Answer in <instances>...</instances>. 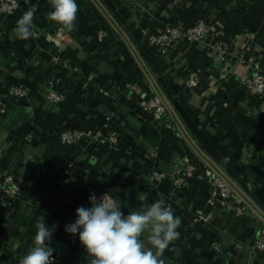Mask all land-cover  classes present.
Returning a JSON list of instances; mask_svg holds the SVG:
<instances>
[{
	"label": "crops",
	"instance_id": "crops-1",
	"mask_svg": "<svg viewBox=\"0 0 264 264\" xmlns=\"http://www.w3.org/2000/svg\"><path fill=\"white\" fill-rule=\"evenodd\" d=\"M84 1L86 8L78 12V27L72 32L48 19L49 0H29L25 10L0 15V108L5 107L0 111V167L13 173L20 187L17 201L0 200L1 264H18L33 246L35 224L43 217L48 227L56 226L48 245L60 250V264L85 263L79 235L67 233L65 226L75 221L80 207L74 194L87 185L110 189L131 208L141 205L140 193L147 204L162 193L182 221L173 250L164 254L166 264H264V251L252 247L264 223L251 209L240 218L223 210L211 223L189 228L191 209L203 208L210 187L188 179L173 197L168 180L147 183L148 148L154 144L158 150L152 160L168 175L186 161L205 162L169 112L166 119L175 127L170 135L138 111L137 95L126 83L137 82L148 94L155 92L121 34L91 0ZM98 1L129 37L189 137L264 212V95L248 93L241 83L249 65L264 68V0H180L173 8V0ZM33 5L34 36L14 39L17 20ZM170 16L186 21L208 16L215 35L227 43L225 56L210 60L204 45L182 41L160 55L138 30L146 26L157 31ZM104 24L111 32L98 45L95 34ZM115 59L117 67L110 62ZM195 67L201 68L199 85L184 89V77ZM50 79L66 91L61 104L47 99ZM23 82L27 95L16 99L10 89ZM93 127L120 136L121 149L107 164L108 145L84 150L80 143L66 146L57 140L64 128ZM121 210L127 215L130 209ZM214 237L221 245L219 253L210 245Z\"/></svg>",
	"mask_w": 264,
	"mask_h": 264
},
{
	"label": "built area",
	"instance_id": "built-area-1",
	"mask_svg": "<svg viewBox=\"0 0 264 264\" xmlns=\"http://www.w3.org/2000/svg\"><path fill=\"white\" fill-rule=\"evenodd\" d=\"M29 2V0H28ZM26 0H0V15L13 16L19 10H25ZM180 0H173L171 7H179ZM146 15H150L147 9H144ZM152 19V18H150ZM218 30V29H217ZM216 28L210 21L208 16H196L191 20H177L171 16L164 21L159 30H152L149 27L142 26L138 33L142 39L150 46L154 47L160 55H166L171 52L173 44L176 41H182L186 44H202L206 49V56L213 61L222 59L228 51L227 43L222 35H215ZM110 31L105 27H100L96 31L94 41L100 45L109 37ZM248 66V64H247ZM250 72L242 75L241 83L246 91L252 95H264V68L249 65ZM201 79V68L195 67L188 72L183 80V88L193 90L198 87ZM47 99L52 104H61L66 100L67 94L64 90H58L55 87L53 80H48ZM126 87L131 92L137 95V108L142 114H146L152 119L156 128L159 131L164 130L166 134L170 135L174 132L175 127L171 121L166 119L168 111L164 100L157 95L148 94L140 83L132 82L126 83ZM27 86L23 83H17L10 89V93L16 99L25 98L27 95ZM1 112L5 111V107L0 108ZM58 142L62 145L71 146L80 143L84 150L92 146L108 145L115 152L121 149V139L119 134L111 130L108 134L102 133L97 128H64L59 131ZM158 150V145L154 144L148 148L149 163L151 168L146 174V181L151 186L158 185L168 180V194L176 197L180 195L186 186L188 179L194 180L198 183H203L210 187L208 197L203 203V208H193L189 213V228H195L206 223H211L217 213L226 210L232 213L236 218L243 217L250 213L248 205L240 198L220 175L216 174L212 168L206 163L202 165L186 161L182 166H178L175 171L168 175V173L159 170L155 165V159ZM20 187L15 181L13 173L2 170L0 167V200L9 199L13 202L19 199ZM108 188H99L93 185L83 187L81 192L75 193L79 199L80 206L91 207L89 200L90 194H95L99 198L103 193L109 192ZM182 234H186L184 229ZM213 251L219 253L221 245L219 239L214 237L210 242ZM253 249L259 252L264 251V225L260 229L258 235L253 239ZM86 258L88 264L90 257ZM61 253L57 250L53 252V264H60ZM1 264V258H0Z\"/></svg>",
	"mask_w": 264,
	"mask_h": 264
},
{
	"label": "clouds",
	"instance_id": "clouds-1",
	"mask_svg": "<svg viewBox=\"0 0 264 264\" xmlns=\"http://www.w3.org/2000/svg\"><path fill=\"white\" fill-rule=\"evenodd\" d=\"M28 2V0H26ZM51 11L48 19L61 26V30L77 29L79 6L76 0H49ZM37 7L31 6L17 20L12 30L13 38L27 41L34 36L33 20ZM29 45H25V48ZM151 204L145 203L141 193V205L131 208L112 191L99 198L90 194L91 207L76 209V219L65 226V231L79 235L88 264H166L165 252L179 239L181 218L176 216L163 194ZM129 207V214L121 210ZM55 225L50 228L44 217L35 224L33 246L18 260V264H53L55 249L48 245Z\"/></svg>",
	"mask_w": 264,
	"mask_h": 264
},
{
	"label": "water",
	"instance_id": "water-1",
	"mask_svg": "<svg viewBox=\"0 0 264 264\" xmlns=\"http://www.w3.org/2000/svg\"><path fill=\"white\" fill-rule=\"evenodd\" d=\"M100 10V12L103 14L109 25L113 28L114 31L121 34V37L127 42V44L130 47V50L140 67L141 71L143 72L144 76L148 80L149 84L153 88L154 92L159 95L164 102L167 105L168 111L170 115L172 116L174 122L177 125V128L179 131L183 134V136H186V138L189 141V144L191 147L201 156L203 161L214 170V172L221 177H223L226 182L232 187L234 192L242 198V200L248 205V207L263 221L264 223V212L259 209L254 202L227 176L223 173V171L218 168L200 149L197 147V145L194 143V141L189 137L188 133L185 131L183 124L177 117L172 105L169 103L168 99L164 95L163 91L159 88L155 78L153 77L152 73L148 70L146 64L144 63L143 59L140 57L138 52L135 50L133 44L131 43L129 37L124 33V31L121 29V27L118 25V23L115 21V19L109 14V12L103 7V5L98 0H91ZM236 254L233 255V259L235 258Z\"/></svg>",
	"mask_w": 264,
	"mask_h": 264
},
{
	"label": "trees",
	"instance_id": "trees-1",
	"mask_svg": "<svg viewBox=\"0 0 264 264\" xmlns=\"http://www.w3.org/2000/svg\"><path fill=\"white\" fill-rule=\"evenodd\" d=\"M76 2H77V4H78V6H79V11L81 10V9H85L86 8V6H84L85 5V1L84 0H76ZM104 27L106 28V29H108L110 32H111V29H110V27L107 25V24H104ZM111 62V64L112 65H114V66H118V64H119V59H115V60H112V61H110ZM252 66H258V67H260V68H262L263 69V67L261 66V65H257V64H254V65H252ZM120 67V66H119ZM57 140H59V132H58V135H57ZM110 148V154L108 155V157L103 161V164H107L108 163V160L110 159V157H111V155L112 154H114L115 153V151L111 148V147H109ZM113 193V192H112ZM79 204V203H78ZM75 206H77V205H75ZM264 225V224H263ZM262 225V226H263ZM57 251H59L60 252V250H58V249H56Z\"/></svg>",
	"mask_w": 264,
	"mask_h": 264
}]
</instances>
